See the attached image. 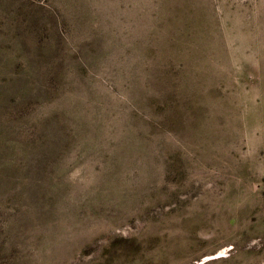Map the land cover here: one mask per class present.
<instances>
[{"label": "rangeland", "instance_id": "obj_1", "mask_svg": "<svg viewBox=\"0 0 264 264\" xmlns=\"http://www.w3.org/2000/svg\"><path fill=\"white\" fill-rule=\"evenodd\" d=\"M0 264H264V0H0Z\"/></svg>", "mask_w": 264, "mask_h": 264}]
</instances>
